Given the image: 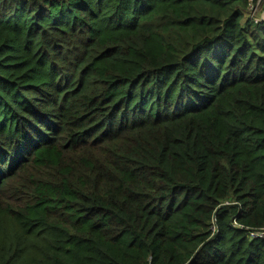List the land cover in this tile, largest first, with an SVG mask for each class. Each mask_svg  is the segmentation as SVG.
Instances as JSON below:
<instances>
[{"label": "trees", "instance_id": "1", "mask_svg": "<svg viewBox=\"0 0 264 264\" xmlns=\"http://www.w3.org/2000/svg\"><path fill=\"white\" fill-rule=\"evenodd\" d=\"M249 7L0 0V264H264Z\"/></svg>", "mask_w": 264, "mask_h": 264}, {"label": "rangeland", "instance_id": "2", "mask_svg": "<svg viewBox=\"0 0 264 264\" xmlns=\"http://www.w3.org/2000/svg\"><path fill=\"white\" fill-rule=\"evenodd\" d=\"M263 15H264V1H262L257 6L253 5V9L250 10V12H249V17L250 18L252 17L255 20H259V19L263 18Z\"/></svg>", "mask_w": 264, "mask_h": 264}, {"label": "built area", "instance_id": "3", "mask_svg": "<svg viewBox=\"0 0 264 264\" xmlns=\"http://www.w3.org/2000/svg\"><path fill=\"white\" fill-rule=\"evenodd\" d=\"M262 1H264V0H256L255 2H254L253 0H249V2H250L249 12H250V10L253 9V5L257 6V5H259ZM249 12H248V17H249ZM249 18H250V17H249ZM263 18H264V15H263ZM263 18H261V19H259V20H255L254 18L251 17L250 19L253 20L254 23H257L258 21L262 20Z\"/></svg>", "mask_w": 264, "mask_h": 264}]
</instances>
